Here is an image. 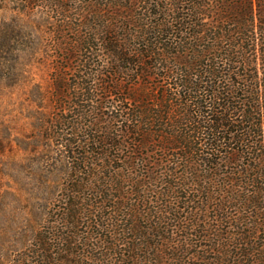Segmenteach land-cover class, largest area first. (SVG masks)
<instances>
[{
    "label": "trees",
    "instance_id": "1",
    "mask_svg": "<svg viewBox=\"0 0 264 264\" xmlns=\"http://www.w3.org/2000/svg\"><path fill=\"white\" fill-rule=\"evenodd\" d=\"M19 1L0 57L51 45L55 108L0 172V264H264V0Z\"/></svg>",
    "mask_w": 264,
    "mask_h": 264
},
{
    "label": "rangeland",
    "instance_id": "2",
    "mask_svg": "<svg viewBox=\"0 0 264 264\" xmlns=\"http://www.w3.org/2000/svg\"><path fill=\"white\" fill-rule=\"evenodd\" d=\"M21 9L22 4L19 0H8L4 9L0 11L1 22L14 25L20 23V19L32 22L44 19L42 10L23 12ZM53 54L51 45H44L40 46L35 57L26 52H23L22 58L16 61L9 56L0 57L1 173L9 169V164L13 160V150L17 151L16 156L29 157L28 149L33 145L29 134L33 131L31 124H35L31 119L33 114L40 112L42 104L50 114L54 111V86L51 77L55 63ZM17 143L20 144V148ZM5 183L3 180L2 184Z\"/></svg>",
    "mask_w": 264,
    "mask_h": 264
}]
</instances>
